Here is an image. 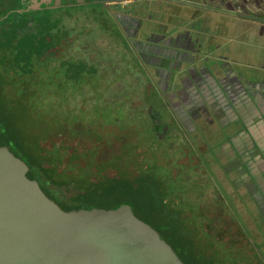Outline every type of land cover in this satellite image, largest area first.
<instances>
[{
  "label": "trees",
  "instance_id": "1",
  "mask_svg": "<svg viewBox=\"0 0 264 264\" xmlns=\"http://www.w3.org/2000/svg\"><path fill=\"white\" fill-rule=\"evenodd\" d=\"M55 1L0 0V146L22 157L29 177L64 209L152 195L149 222L186 264H229L228 254L221 258L216 252V225L203 222L205 179L199 168L185 169L179 157L170 166L166 154L177 146L154 140L170 136L150 102L156 94L147 95L148 78H87L105 73L103 67L84 57H59L73 28L50 15L57 9L29 10ZM105 26L110 30L111 23ZM134 87L154 111L140 113L133 106L124 93ZM248 264L263 262L255 256Z\"/></svg>",
  "mask_w": 264,
  "mask_h": 264
},
{
  "label": "water",
  "instance_id": "2",
  "mask_svg": "<svg viewBox=\"0 0 264 264\" xmlns=\"http://www.w3.org/2000/svg\"><path fill=\"white\" fill-rule=\"evenodd\" d=\"M87 4L108 2L57 0L29 10ZM28 172L22 157L0 146V264H186L149 222L152 195L66 210Z\"/></svg>",
  "mask_w": 264,
  "mask_h": 264
},
{
  "label": "flooded vegetation",
  "instance_id": "3",
  "mask_svg": "<svg viewBox=\"0 0 264 264\" xmlns=\"http://www.w3.org/2000/svg\"><path fill=\"white\" fill-rule=\"evenodd\" d=\"M115 16L119 27L136 46L141 42L144 50H150V47L154 50L156 46L170 44V37L164 27L154 26L152 32L148 27L143 29L142 23L132 14L116 13ZM181 44L187 47L189 41L183 40ZM145 60L153 64L150 57L147 56ZM155 69L157 70L156 66L153 67V70ZM156 79L163 94L168 98L167 103L162 100V107L168 112V117L162 118L165 122L164 130H169L168 136L177 133V138L186 144L189 139H196L200 145L199 150L202 153L207 151L203 154L207 156L206 167L195 151L187 158L192 161L193 156H196L197 165L192 167H198V171L203 173L200 176L205 179L202 183L210 185L208 193L203 192L200 202L205 216L203 222L212 220L206 215V211L210 209L228 217L225 230L219 227V222L217 223L215 240L219 247L215 246L216 252L221 258L228 254L229 264H248L255 256L264 264V239L261 237L264 232L260 234L251 224L257 221L258 215L264 220V137L261 136V139L255 141L245 138L237 144L231 143L227 91L229 78H225L224 93L220 89L218 78ZM221 114L226 115L224 121L219 117ZM216 142V149L211 153L214 148L210 145ZM213 168L221 174L218 183L217 178H211L206 173ZM240 212H243L242 216L245 215L243 220L238 217ZM232 227H235L236 232L233 233Z\"/></svg>",
  "mask_w": 264,
  "mask_h": 264
},
{
  "label": "crops",
  "instance_id": "4",
  "mask_svg": "<svg viewBox=\"0 0 264 264\" xmlns=\"http://www.w3.org/2000/svg\"><path fill=\"white\" fill-rule=\"evenodd\" d=\"M142 1L147 5L161 2ZM162 3L167 5L165 14L150 13L147 20L154 25L148 28L154 32V26L164 27L170 44L144 50L153 62L150 66L157 68L155 76L218 78L223 93L225 78H229L231 143L264 137V4L239 10L235 0H162ZM186 6L191 8L187 10ZM183 40L189 41L187 47L181 46ZM219 117L224 121L226 115Z\"/></svg>",
  "mask_w": 264,
  "mask_h": 264
},
{
  "label": "rangeland",
  "instance_id": "5",
  "mask_svg": "<svg viewBox=\"0 0 264 264\" xmlns=\"http://www.w3.org/2000/svg\"><path fill=\"white\" fill-rule=\"evenodd\" d=\"M159 1L161 2L152 5H147V3L143 1H138L128 6L123 5L122 3L108 5L87 4L83 6L60 8L55 10L50 15L52 17L60 19L63 23L67 24L68 27L73 28L70 38L63 41V45L59 47V57H63L65 59H79L84 57V59L88 58L87 60L85 59L87 64L93 67H103L105 73L97 75L95 77L91 76L87 78H148L150 84L148 87L149 93L147 95L151 98V93L153 95L156 94L157 98L151 99L150 102L152 101L154 102V104H157V109L155 110V112H157V114H160V116L164 119L168 117V112L161 106L160 102L162 103L164 101L165 103H167L168 98L165 94H163L162 89L160 88L153 67L150 66L147 60H145L149 55L146 51H144L143 45H141L140 42H138L139 46H136L135 42L129 40L126 37L125 32L122 31V29L119 27V22L115 16L116 13L123 15L132 14L133 16H136L137 19L142 21V28L145 29L151 25H154L147 20L150 13L156 12L161 15L165 14L163 10L167 5L162 3V0ZM186 8L188 10L191 7L186 6ZM185 9H182V12H186L187 10ZM179 11L181 12V9ZM50 15L49 17H51ZM106 22L111 23L110 30H106ZM117 34H119L120 36H118ZM167 62L168 61L166 60V63ZM134 84L136 85V82H134ZM136 89L137 88L134 87V90H132L133 92H128V90H126V92L124 93L125 95H127V97L130 93V95L132 96L131 102L133 106L137 105L140 113H147L150 112V110L154 111L153 109H151V106L146 105V96L142 95V97H139L140 93L136 94ZM94 91L98 92L97 90ZM141 98L143 100L142 102ZM144 123L146 124V122ZM147 123L148 126H150V129H152V122L149 121ZM141 130H143V132L145 131L143 128H141ZM173 134H175L174 131ZM176 134L171 135L164 142L162 141L163 143L160 141V138H162L161 136H159V138H154L157 145L168 146L169 143H174L177 146L175 149H172L170 153L166 154L170 166L175 165L177 157H179V164L185 166L187 169L189 167H192L193 165H197L198 161L195 155L193 156L192 161H189L187 158L191 157L194 151L197 156L200 157L199 160L202 161L204 165L207 156L203 154L207 151L205 150L202 153L199 150L200 145L195 141L196 139L191 138L189 139L188 144H186L183 140L178 139V136H176ZM216 144L217 142L210 145L212 149L216 146ZM215 149L216 148H214L211 153H213ZM163 161H166V158H163ZM206 166L207 165L205 164V167ZM207 169L209 168L207 167ZM196 173H198L199 175L203 174L198 170L196 171ZM206 173L211 178H217V183L218 181H220L221 174L216 168H213L212 171L207 170ZM201 189L202 193H208L207 191L209 189H207L206 184H203ZM241 213L243 214V212H240L238 217L240 220H243V217L245 215L242 216ZM206 215L212 219V224L217 226V223L219 222V227L224 230L226 229V220L228 217H226L225 215H221L214 209L206 211ZM257 218V221L251 224L252 227L256 229V231H259V233L261 234V232H264V220H262L259 215L257 216ZM234 228L232 227L233 233L236 232ZM261 237L264 239V236ZM261 255L263 254L261 253Z\"/></svg>",
  "mask_w": 264,
  "mask_h": 264
},
{
  "label": "built area",
  "instance_id": "6",
  "mask_svg": "<svg viewBox=\"0 0 264 264\" xmlns=\"http://www.w3.org/2000/svg\"><path fill=\"white\" fill-rule=\"evenodd\" d=\"M108 4L122 3L123 5L134 4L142 0H106ZM217 1H228V0H217ZM236 7L241 10L244 6H257L259 4H264V0H235Z\"/></svg>",
  "mask_w": 264,
  "mask_h": 264
}]
</instances>
